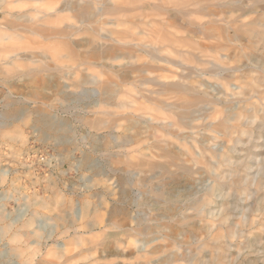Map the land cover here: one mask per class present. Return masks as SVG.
Instances as JSON below:
<instances>
[{"label":"rangeland","instance_id":"rangeland-1","mask_svg":"<svg viewBox=\"0 0 264 264\" xmlns=\"http://www.w3.org/2000/svg\"><path fill=\"white\" fill-rule=\"evenodd\" d=\"M64 1L12 0L11 12L32 18L0 14V264H264V0H90L111 8L92 23L99 44L77 7L59 10ZM66 24L76 55L58 34ZM152 47L186 66L191 55L198 70L215 64L217 75L187 76L211 102L169 110L174 97L148 80L179 69ZM158 117L176 121L173 134L155 132ZM129 177L151 189H131ZM34 192L64 204L24 208ZM106 233H121L119 244Z\"/></svg>","mask_w":264,"mask_h":264},{"label":"bare ground","instance_id":"bare-ground-1","mask_svg":"<svg viewBox=\"0 0 264 264\" xmlns=\"http://www.w3.org/2000/svg\"><path fill=\"white\" fill-rule=\"evenodd\" d=\"M14 1V0H13ZM253 2H257V1H261V0H251ZM10 3H12V0L9 1V0H0V14H2L3 16H6V15H10L12 17H14L15 19H19L21 20L24 16H28V17H31L32 16L30 14H27V13H15V12H11L10 9H11V5ZM238 3V1H237ZM103 3L101 2V5ZM177 5H180L179 2L175 3ZM78 8L77 12L80 16V19L78 22L80 23H85L86 26L90 27L95 35H94V39H93V42H95L96 44H99L100 42L97 40V38H100V37H104L105 35L102 33L101 30H103V27L102 26H97L96 28L92 26V23L93 22H99L100 19H101V15L102 13H100L102 11V8L99 6L97 7L96 10H93L92 9V5H91V1L90 0H67V1H64L63 2V8L59 9V10H72V8ZM201 7V6H200ZM105 11H111V8L110 7H104L103 8ZM109 9V10H108ZM129 10V9H128ZM253 21V20H252ZM256 24H259L256 22L253 21L252 23V26L253 25H256ZM5 26V25H4ZM1 27H3V25L1 24L0 22V39H3L5 37V35L2 33L1 31ZM263 29V28H262ZM76 30L77 28H75L73 25H65L64 27L61 28V31L58 30V34L61 35L63 38H64V41H63V45H64V50H66L67 52V55H76V48L77 46L79 45V42L74 38H72L73 34L76 33ZM247 30V29H246ZM248 30L251 31L250 28H248ZM53 32H57V29H52ZM35 32V31H34ZM53 34V33H52ZM106 37V36H105ZM97 40V41H95ZM120 47L123 48L124 46L122 44L126 43L124 41H120L118 42ZM168 44H165L167 47H172V45L174 44L173 41H168L167 42ZM173 43V44H172ZM172 44V45H171ZM127 47V46H126ZM163 47H164V44H163ZM148 51V54L150 55V57H152L153 59H159L161 61H165L167 63H171L172 66H176L178 67L179 71L176 73L177 75V78L176 79H171V80H168V81H159L158 79L154 78V79H150L148 81L154 83V84H158L159 86V89L157 90L158 93H164V94H170L174 97V101L168 105V109H172L174 108L175 109V112L176 114H178L179 116H184L185 114L187 113H190L191 111L193 110H196V109H199L201 106L204 105V102L207 101V102H211V98L209 96H205L204 94H201L197 91L194 90V88L189 85L188 83V80H187V76L189 75V73H192V72H200V73H203V74H206V75H217L216 73V70L215 68L217 67L215 64H211L209 67H204V66H201V70H198L197 68V65H203V62H200V61H197L195 60V58L191 55H186L185 56V61L190 64V66H186V64L183 63V61L181 59L182 58V55L180 56L178 51L174 50L173 48H170L168 50L165 51V53H162L160 50H157L155 49L154 47H152L150 50H147ZM192 54V53H191ZM25 56L29 57L30 58V54H25ZM15 58V57H14ZM81 59V57H79ZM256 62V61H255ZM149 67L147 65H142L140 66V69L145 71L147 70ZM262 72V71H261ZM165 76V74H163ZM258 78H260V75H256ZM160 77V76H159ZM158 77V78H159ZM169 77V76H167ZM161 78V77H160ZM262 78H264L262 76ZM162 79V78H161ZM160 79V80H161ZM167 80V79H166ZM147 81V82H148ZM145 82V81H144ZM250 84L256 88V87H259V83H258V80L255 81V80H251L249 81ZM130 83V82H129ZM99 89L96 90V94L97 96L99 95ZM159 95V94H158ZM25 100V99H24ZM164 104V106H165ZM257 105H260L259 102H256ZM166 108V107H165ZM248 109V108H247ZM64 111V110H63ZM249 111V110H248ZM262 112H264V110H262ZM22 114V113H21ZM29 117V116H28ZM28 119V118H26ZM155 119V118H154ZM165 117H158L156 118L155 120L158 121V127L159 129H155V132L157 131H161L162 133L165 134H173L171 133V131L169 130V126H176L177 123L176 121H172L170 120V124L169 123H166V122H162L161 123V120L162 121H165L164 120ZM160 120V121H159ZM23 122V121H22ZM27 123H25L26 125ZM63 124V123H62ZM10 125V124H9ZM56 125V124H55ZM60 125V124H59ZM161 125V126H160ZM153 127V126H151ZM68 129V128H67ZM235 129V128H234ZM152 130V129H151ZM150 130V131H151ZM236 130V129H235ZM148 131V130H147ZM155 132H151V134H154V136H156L157 134ZM176 132V131H175ZM249 133V131H246ZM18 133V132H17ZM18 135V134H16ZM20 135V134H19ZM114 135V134H113ZM259 135V134H258ZM115 136V135H114ZM79 137V136H78ZM252 137V136H251ZM3 138V137H2ZM169 138V137H168ZM18 139V138H17ZM26 139V138H25ZM61 139V138H60ZM235 139H238V137H236ZM124 141V140H123ZM126 142V141H125ZM18 143V142H17ZM84 143V142H83ZM21 144V143H20ZM10 150H11V154L13 155V157H17V158H20V157H23V154L22 152H16L18 151V148H14L13 146H10ZM79 147V146H78ZM83 151V150H82ZM150 151V150H149ZM84 153V152H83ZM104 153V152H103ZM71 154V153H70ZM106 154V153H105ZM140 155V153H139ZM148 155V154H147ZM230 155V153H229ZM10 156V154H9ZM227 156V155H226ZM12 157V158H13ZM231 157V156H230ZM152 158V157H151ZM153 159V158H152ZM107 160V159H106ZM155 160V159H154ZM145 165L150 168V169H153L155 167V164H153L152 162L150 161H147L145 163ZM218 168V167H217ZM221 168V167H220ZM115 169V168H114ZM125 171V170H124ZM113 172V171H112ZM130 172V171H128ZM134 172V171H132ZM255 175L256 177H258L257 179H259V183L262 182L261 180V177L264 178V172L261 168V165L258 164L257 165V169L255 171ZM136 173V172H135ZM134 173V174H135ZM138 174V173H137ZM136 174V175H137ZM132 176V175H131ZM151 176V175H150ZM109 177V176H108ZM139 177V176H138ZM1 179V178H0ZM264 180V179H263ZM4 181V180H3ZM120 181V180H119ZM127 181V180H126ZM130 182V187L131 189L133 188H138L139 190L143 189V191H145L146 189L150 188L149 185L144 182V180L142 178H138V179H132L131 177H129V180ZM101 183V182H100ZM216 183V181H215ZM128 184V182H127ZM217 184V183H216ZM108 185V184H107ZM115 185V184H114ZM110 186V185H109ZM47 187V186H46ZM44 187V189L46 188ZM128 187V186H127ZM116 188V187H115ZM155 188V187H154ZM174 188V187H173ZM186 188V187H185ZM188 188V187H187ZM235 188V187H234ZM262 188V186H261ZM14 189V188H13ZM50 189V188H49ZM125 189V188H124ZM123 189V190H124ZM137 189V190H138ZM151 189V188H150ZM148 189V190H150ZM157 189V188H156ZM122 190V191H123ZM136 190V192H137ZM128 191V190H127ZM129 191H131L129 189ZM128 191V192H129ZM154 191V190H153ZM152 191V192H153ZM214 189L213 187H210L209 189V192H213ZM126 192V190H125ZM134 192V193H136ZM261 192V191H260ZM263 192V191H262ZM123 194V192H122ZM134 195V194H133ZM139 195V194H138ZM47 195H37V192H34L33 196L29 198L28 202H26V204L24 205V203H22V205H24V208L25 206L28 205H33V206H36V208L38 210H45V211H48L50 212V210H53L55 209L56 207L58 206H62L64 204V201H62V199H60L59 197L57 196H53V195H48L49 198L46 197ZM84 196V195H83ZM115 196V195H114ZM132 196V194H131ZM130 196V197H131ZM248 196V195H247ZM8 197V196H7ZM86 197V196H85ZM129 197V196H128ZM157 197V196H156ZM114 198V197H112ZM124 198V196H123ZM123 198L121 200H123ZM11 199V198H10ZM132 199V197H131ZM135 199V198H134ZM213 199V198H212ZM215 199V198H214ZM133 200V199H132ZM163 200V199H161ZM128 201V200H127ZM131 201V200H130ZM213 201V200H211ZM232 201V200H231ZM83 202V201H82ZM54 203V206L52 207V204ZM72 203V202H71ZM127 203V202H126ZM133 203V202H132ZM174 205V204H173ZM223 206V205H222ZM237 206V205H236ZM169 207V206H168ZM241 207V206H240ZM83 208V207H82ZM236 208V207H235ZM67 209V208H66ZM58 208L55 210L57 211ZM95 210V209H94ZM243 210V208H242ZM60 212V211H58ZM142 212V211H141ZM140 212V213H141ZM32 213L34 214H42L41 212H38L36 210H34ZM241 214V213H240ZM144 215V214H143ZM146 216V215H145ZM135 218V217H134ZM240 218V216H239ZM249 218V217H248ZM48 219V218H47ZM81 219V218H80ZM238 220V219H237ZM236 220V221H237ZM71 221V220H70ZM30 222L31 220H28V221H23L20 223V225L18 226L19 228V231H15L12 235V237L10 238L11 240H15V238L17 239V235L19 236V234L16 235V233H24V231L21 229V228H25L27 227L28 225H30ZM34 222V221H33ZM45 222V221H44ZM97 222V221H96ZM238 222V221H237ZM248 223V222H247ZM22 224V225H21ZM8 225V224H7ZM6 225V226H7ZM88 225V224H87ZM91 226V224H89ZM88 225V227H89ZM112 225H113V231L112 232H115V231H128L129 233H126L127 235H130V236H133L137 233H141L142 232V229L141 227H137V226H133V225H130L127 229L126 226H119L115 223L112 222ZM144 225V224H143ZM4 226V225H3ZM16 227V226H15ZM79 228V227H78ZM86 228V227H85ZM21 229V230H20ZM258 229V228H257ZM4 230V229H3ZM7 230V229H5ZM59 231V230H58ZM5 232V231H4ZM28 232V231H27ZM144 232V231H143ZM239 232V231H238ZM26 233V232H25ZM29 233V232H28ZM64 233V232H63ZM107 234V239H112L113 242L116 243V245L119 244V240L117 239V235L121 234V233H106ZM224 234V233H223ZM255 234V233H253ZM238 235V234H237ZM22 236V235H20ZM141 236V235H140ZM233 237V236H232ZM149 238V237H148ZM152 240H155V239H152ZM206 240V239H205ZM82 241V240H81ZM226 241V240H225ZM228 242V241H226ZM9 243V242H8ZM229 243V242H228ZM179 245V244H178ZM187 245V244H186ZM231 245V244H230ZM233 246V244H232ZM235 247V246H234ZM237 247V246H236ZM251 248V247H250ZM171 249V248H170ZM246 250V249H245ZM132 254V253H130ZM212 254V252H211ZM210 254V255H211ZM230 254H233V252H231ZM159 255V254H158ZM122 256V255H121ZM125 256V255H124ZM123 256V257H124ZM129 256V255H128ZM144 256V255H142ZM212 256V255H211ZM155 257V256H154ZM119 258V257H118ZM127 258V257H126ZM125 258V259H126ZM153 258V257H152ZM105 260V259H104ZM111 260V259H110ZM114 260V259H113ZM99 261V260H98ZM119 261V260H118ZM136 261V260H135ZM196 262V260H195ZM95 263V262H94ZM138 263V262H137ZM29 264H31L29 262ZM100 264V262H99ZM131 264V263H130ZM135 264V263H134ZM206 264V263H205Z\"/></svg>","mask_w":264,"mask_h":264},{"label":"built area","instance_id":"built-area-1","mask_svg":"<svg viewBox=\"0 0 264 264\" xmlns=\"http://www.w3.org/2000/svg\"><path fill=\"white\" fill-rule=\"evenodd\" d=\"M45 158V157H44ZM44 158H42L41 160H44Z\"/></svg>","mask_w":264,"mask_h":264}]
</instances>
